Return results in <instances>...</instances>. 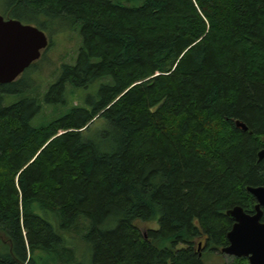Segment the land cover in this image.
Returning <instances> with one entry per match:
<instances>
[{
  "label": "trees",
  "instance_id": "16d2710c",
  "mask_svg": "<svg viewBox=\"0 0 264 264\" xmlns=\"http://www.w3.org/2000/svg\"><path fill=\"white\" fill-rule=\"evenodd\" d=\"M10 10L70 21L81 43L41 98L0 83V264H214L204 256L227 243L226 210L264 184V0ZM42 101L70 106L36 125Z\"/></svg>",
  "mask_w": 264,
  "mask_h": 264
},
{
  "label": "water",
  "instance_id": "95a60500",
  "mask_svg": "<svg viewBox=\"0 0 264 264\" xmlns=\"http://www.w3.org/2000/svg\"><path fill=\"white\" fill-rule=\"evenodd\" d=\"M48 43V37L37 26L0 14V83L14 81L39 59ZM234 123L243 130L247 129L246 124L238 119ZM246 189L264 204L263 186H247ZM225 214L234 221L226 233L228 244L221 252L239 258L246 257L249 264H264V223L258 220L260 213L250 215L240 205H236L226 210Z\"/></svg>",
  "mask_w": 264,
  "mask_h": 264
},
{
  "label": "rangeland",
  "instance_id": "374dc122",
  "mask_svg": "<svg viewBox=\"0 0 264 264\" xmlns=\"http://www.w3.org/2000/svg\"><path fill=\"white\" fill-rule=\"evenodd\" d=\"M8 13L5 11V0H0V14L9 18L6 14L17 17L22 23H29L37 26L44 31L48 37V46L42 50L39 59L34 61L28 66L15 80H21L22 85L26 86L22 92L29 93L34 96L42 97L47 87L57 78L60 67L63 63H73L75 61L81 37L78 32V27L70 24V21L63 19L42 18L39 16L30 17L28 12L10 10ZM11 17V18H13ZM31 18V19H30ZM74 90L71 88L66 91V98L70 101ZM20 96L10 95L6 96V100L14 101L19 99ZM75 103L78 100L74 98ZM70 106V105H69ZM69 106L67 108H69ZM61 105H49L42 101L41 112L33 119L34 124L46 123L58 117L64 110H67ZM99 126L96 125L90 132V138L98 141L97 133ZM261 137V135H260ZM149 227H153L154 223H147ZM83 241L76 238L77 250L81 249ZM83 252H81L82 254ZM206 262H213L214 264H233L232 257L215 250L204 256ZM88 258L86 253V259ZM87 262V260H85Z\"/></svg>",
  "mask_w": 264,
  "mask_h": 264
},
{
  "label": "flooded vegetation",
  "instance_id": "af4514ba",
  "mask_svg": "<svg viewBox=\"0 0 264 264\" xmlns=\"http://www.w3.org/2000/svg\"><path fill=\"white\" fill-rule=\"evenodd\" d=\"M261 142L262 143L258 146V150H257V153H256L258 160L264 159V136L261 137ZM259 154H260V156H259ZM250 186H252V187L263 186L264 187V184H257V185H250ZM243 210L245 212L249 213L250 215H254L257 212H259L260 216H259L258 220H259L260 223H264V204L260 203V199H258V197H256L251 192H250V206H249V208H243ZM230 220L232 221V223H231V226H232L234 220L231 219V218H230ZM155 226H156V224H155ZM231 226H230V228H231ZM144 235H145V233H144ZM225 236H226V234H225ZM227 244H228V241H227V243L225 245L220 246V248H219L220 252H221V249L224 246H226ZM196 245H197L198 249L201 247V251H198V255L200 256L202 254V252L205 250L206 244H205V242L203 240H200V241L196 242ZM229 256H231V255H229ZM231 257H235V256H231ZM244 258H246V257H244Z\"/></svg>",
  "mask_w": 264,
  "mask_h": 264
}]
</instances>
